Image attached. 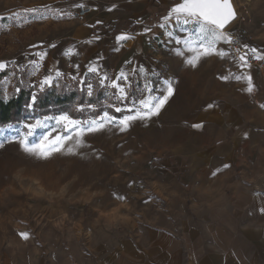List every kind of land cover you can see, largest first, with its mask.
Wrapping results in <instances>:
<instances>
[{
    "label": "rangeland",
    "instance_id": "rangeland-1",
    "mask_svg": "<svg viewBox=\"0 0 264 264\" xmlns=\"http://www.w3.org/2000/svg\"><path fill=\"white\" fill-rule=\"evenodd\" d=\"M177 2L0 0V62L7 65L0 70L6 72L0 80V96L6 101L18 85L35 87L46 76L53 77L51 87L56 89L86 79L96 91L98 76L88 77L87 72L92 64L110 78L121 70L130 77L129 104L117 101L115 90L98 88L105 108L102 114L115 105L129 115L128 109L139 107V100L165 94L166 81L175 88L159 115L134 122L124 133L109 128L87 134L85 146L74 155L62 151L45 160L23 150L19 138L27 131L24 124L44 117L28 116L20 124L2 128L0 264H96L123 241L146 237L152 230L174 236L184 264H194L192 259L199 257L224 258L218 260L222 264H231L230 258H255L254 264H264V229L247 231L245 220L239 221L238 230L236 226L212 229L219 213L237 206L236 192L252 193L255 205L264 197V109L259 107L264 103L263 76L257 65L241 69L231 56L203 58L198 67L189 66L185 61L192 54L183 40L197 39V27L175 21L160 27L162 17ZM81 3L92 10L84 20L74 17ZM234 5L238 18L227 31L264 51V0H234ZM90 19L101 21L102 39L107 34L113 37L99 41L106 55L86 62L71 35ZM145 26L152 32L143 34ZM122 33L139 38L138 51L132 43L117 42ZM73 47L76 54L67 55ZM218 47L234 53L232 46ZM40 52L47 53L43 60ZM56 59L64 60L60 77H56L60 71ZM141 66L144 73L139 72ZM228 72H250L255 93L245 91L243 80L218 78ZM48 124L28 142L38 143L49 132L51 137L67 134L54 120ZM194 124L203 126L194 128ZM225 163L230 167L213 176ZM252 203L250 197L249 208ZM22 232L29 234L27 240ZM199 249L205 254L199 255ZM207 264H215L214 259Z\"/></svg>",
    "mask_w": 264,
    "mask_h": 264
},
{
    "label": "snow or ice",
    "instance_id": "snow-or-ice-1",
    "mask_svg": "<svg viewBox=\"0 0 264 264\" xmlns=\"http://www.w3.org/2000/svg\"><path fill=\"white\" fill-rule=\"evenodd\" d=\"M78 8H84L83 3L76 5ZM115 7V6H113ZM112 9H109L111 11ZM35 12V9L32 10ZM238 18V12L234 5V0H179L171 6L165 16L162 17L164 23L160 25L161 28L166 27V25L172 21L178 24L189 25L193 24L197 27V39H192L191 37L185 38L183 43L187 46V52L192 55L188 56L186 63L192 68L198 67L203 58L209 57H219L221 59L231 58L238 62L241 69H250L251 63L249 59V52L252 54L251 58L259 61H264V53L257 55L258 49L255 47H250L244 45L243 48L236 47L234 53L230 54L225 50L224 47H218L220 44L232 46L235 43L233 35L227 30ZM101 21H96V24H100ZM137 23H142V21H137ZM94 27V26H93ZM152 32V28L145 26L143 28V34L147 35ZM169 36L172 35L171 32L168 33ZM95 40H99L98 35L94 36ZM134 39L133 35L122 33L116 37L117 42H126ZM91 43V41H89ZM177 43H180L177 40ZM33 47H36L33 45ZM49 47L55 48V44H50ZM119 50V49H117ZM67 55H75V48H69L66 52ZM184 55V52L180 53ZM47 55L46 52H40L39 58L41 60ZM30 64L34 68H39V64L35 60H30ZM7 65L4 62H0V70H4ZM77 69L79 65L75 66ZM88 73L95 74L98 76V85L101 88L109 87L113 90V96L119 102H124L129 98L128 89L131 87L129 74L121 70L118 76L114 79L110 78L107 73L100 74V67L97 64L89 65L87 68ZM137 70L132 69V74L135 75ZM140 73H144L145 69L141 66L139 68ZM62 73L60 71L56 72V77H60ZM222 81H245L246 88L245 91L249 95H253L256 91V84L253 81V76L250 72H242L241 75H236L232 72H228L226 75H220L218 77ZM73 80H76L75 75L72 76ZM80 84L85 87L82 91H86L87 96L91 97L94 94V85L88 82L86 79H81ZM167 89L166 93L160 97L149 96L145 99L139 100V107L133 105L128 111L131 113L129 115H124L122 117H116L110 115L108 111H105L98 118H93L89 120H77L71 117L67 112L54 117H44L43 120L37 119L34 123L24 124V128L27 130L26 133L20 134L22 138H19V143L23 150L29 154L35 155L40 159H48L54 153H61L66 151L67 154H76L79 148L85 146V136L87 134L101 133L109 128H117L121 133L126 132L132 127L133 123L136 121H148L151 120L153 116L159 115L161 109L167 104L170 97L175 93V88L171 81H166ZM53 85V77L46 76L42 81L39 82V91L43 92L46 87H51ZM145 89L151 92V89L146 84ZM37 96L34 94L32 96L33 103L36 101ZM31 107V105H29ZM88 109H93L95 106L91 103L86 106ZM115 112L119 113L122 111L121 107L112 105ZM209 108L213 105L209 104ZM261 109H264V103L259 105ZM85 105H79L77 111H84ZM55 121L56 125H62L63 130L67 134H57L55 137H51V132L45 134L42 139L35 144H30L28 142V137L32 136L34 132L39 128L49 127V121ZM202 124H194L192 127L201 128ZM55 130V129H53ZM4 129L0 128V134H3ZM245 138L247 134L245 133ZM51 137V138H50ZM18 137H12V140H16ZM71 141V145L65 148V145ZM4 147V143H0V148ZM228 163L223 164L222 168H217L212 172L215 176L217 173L224 169L229 168ZM123 200V196L117 197ZM259 211L264 214V207H261ZM21 237L25 240L29 238L27 232L20 233Z\"/></svg>",
    "mask_w": 264,
    "mask_h": 264
},
{
    "label": "crops",
    "instance_id": "crops-1",
    "mask_svg": "<svg viewBox=\"0 0 264 264\" xmlns=\"http://www.w3.org/2000/svg\"><path fill=\"white\" fill-rule=\"evenodd\" d=\"M94 26V27H93ZM100 29V30H99ZM102 29V30H101ZM102 25L96 24L93 19H90L88 24L77 26L74 28L71 40L74 41L75 45L81 50L82 56L87 59L91 58H102L107 54L106 50H103V46L99 45L104 41V38L113 37L111 34L103 36ZM105 32V31H104ZM98 35L102 42L95 40L94 36ZM91 41V43L89 42ZM105 44L108 45V40H105ZM149 41V40H148ZM132 43L133 50H139V38L134 37V39L126 41V45ZM114 44L111 46L113 47ZM110 47V46H109ZM113 51V50H112ZM115 52V51H113ZM56 68L63 70L64 60L62 63L56 59L54 61ZM251 195V196H250ZM251 197L252 206L249 208V198ZM254 195L250 192H236L234 194L233 200L237 202L236 207H231L230 210H223L219 213V219L215 218V226L212 229H230L239 228V221L245 220L243 228L247 231H256L264 229V214H262L259 209L264 207V197H261L255 205ZM234 202V203H235ZM256 214V215H255ZM246 215V218L244 216ZM262 221V222H261ZM207 225V221L204 222ZM168 229V227H166ZM208 227H204L206 230ZM238 230V229H237ZM147 236L138 237L134 240L123 241L120 246L115 248L107 258H101L96 264H184L185 258L181 257V250H179L176 243V239L173 235L166 233H159L153 230L146 234ZM264 238V235H263ZM247 241V240H246ZM249 243V241H247ZM246 243V244H247ZM202 246H205V237L202 241ZM201 249V248H200ZM199 249V255H204L205 250ZM204 252V253H203ZM214 259L215 264H222L224 258H193L194 264H207L212 263ZM227 259V258H226ZM232 259L231 264H254L255 258H230ZM191 261V258L189 259ZM222 261L219 263V261Z\"/></svg>",
    "mask_w": 264,
    "mask_h": 264
},
{
    "label": "trees",
    "instance_id": "trees-1",
    "mask_svg": "<svg viewBox=\"0 0 264 264\" xmlns=\"http://www.w3.org/2000/svg\"><path fill=\"white\" fill-rule=\"evenodd\" d=\"M249 41V40H247ZM6 75V72H0V80ZM95 77L90 74L88 77ZM79 82L71 84H62L59 89L54 87L46 88L43 92L39 91V87H28L18 85L13 89L12 95L8 101L0 96V128L22 123L26 117H45L49 115H60L67 112L71 117L77 120H86L96 118L102 115L105 109L101 106L100 100L102 92L98 90L99 85L95 82L93 96H87L85 91L78 87ZM37 96L33 103L32 96ZM93 104V109H88L87 104ZM125 103H130V98ZM31 105V107H29ZM79 105H85L84 111H77ZM108 112L116 117L124 116L125 112H115L109 108Z\"/></svg>",
    "mask_w": 264,
    "mask_h": 264
},
{
    "label": "built area",
    "instance_id": "built-area-1",
    "mask_svg": "<svg viewBox=\"0 0 264 264\" xmlns=\"http://www.w3.org/2000/svg\"><path fill=\"white\" fill-rule=\"evenodd\" d=\"M91 13H92V10L88 7L79 8L77 12L74 13V17L78 20H84ZM234 40H235V43L232 45L233 51L236 47L243 48L244 45L253 47L252 45H250V43L247 40H242V39L239 40L238 38H234ZM125 43L126 42H124V44ZM262 53H264V51L258 49L257 55H260ZM251 56L252 54L249 52V59H250L251 65H257L259 67L261 74L263 76V80H264V61L252 59Z\"/></svg>",
    "mask_w": 264,
    "mask_h": 264
},
{
    "label": "bare ground",
    "instance_id": "bare-ground-1",
    "mask_svg": "<svg viewBox=\"0 0 264 264\" xmlns=\"http://www.w3.org/2000/svg\"><path fill=\"white\" fill-rule=\"evenodd\" d=\"M12 171V170H11ZM9 180V179H8Z\"/></svg>",
    "mask_w": 264,
    "mask_h": 264
}]
</instances>
